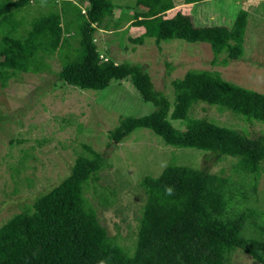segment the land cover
I'll return each mask as SVG.
<instances>
[{
  "label": "trees",
  "instance_id": "16d2710c",
  "mask_svg": "<svg viewBox=\"0 0 264 264\" xmlns=\"http://www.w3.org/2000/svg\"><path fill=\"white\" fill-rule=\"evenodd\" d=\"M78 1L85 2L87 9L79 13L82 20L74 31L64 30L60 7V14L49 13L32 21L18 37L14 13L31 0L0 3V26H8L0 35V85L19 73L47 69L43 59L56 51L62 55L56 79L63 85L99 91L111 81L129 78L141 100L153 110L119 120L108 132L110 142L117 144L135 129H147L166 146L193 148L213 157V164L233 159L229 168L236 180L174 165L155 178L143 177L139 188L144 202L133 246L128 249L108 236L83 197L89 177L102 167L103 160L82 146L89 157L77 155L64 179L0 224V264H229L235 251L264 264V218L247 200L254 193L264 161V133L248 136L244 129L220 126L190 113L198 104L264 125V95L227 83L217 71L189 70L170 82V101L154 89L140 64H118L106 53L100 55L93 37L109 28L113 11L120 9L123 14L110 27L115 31L127 20L131 27L141 28L139 36L127 38L133 45L144 39L155 45L167 40L200 43L208 45L211 65L225 66L243 53L246 12L238 11L228 28L194 27L191 16L180 12L170 18L164 15L176 6L205 0H135L133 6L124 7L114 6L110 0ZM67 25L69 29V23L65 29ZM173 122L178 126H172ZM102 197L106 203L107 195ZM245 223L249 231L257 232L255 237L241 236Z\"/></svg>",
  "mask_w": 264,
  "mask_h": 264
},
{
  "label": "rangeland",
  "instance_id": "374dc122",
  "mask_svg": "<svg viewBox=\"0 0 264 264\" xmlns=\"http://www.w3.org/2000/svg\"><path fill=\"white\" fill-rule=\"evenodd\" d=\"M5 1L10 0H0V3ZM110 2L124 7L133 6L135 0ZM60 7L65 17L62 19L64 30L74 31L82 20L79 13L87 9L85 2L31 0L14 13L13 20L19 24L16 37L24 34L32 21L49 13L60 14ZM177 10L191 16L194 27L227 28L238 11L246 12L241 57L220 66L211 65L210 49L200 43L167 40L155 45L151 39H144L142 44L135 46L127 38L139 35L141 28L134 29L127 20L115 31L110 27L123 14L120 9L113 11L106 31L99 30L94 34L97 51L102 56L106 53L118 64H140L147 71L154 89L170 101V82L180 79L189 70H214L227 83L264 95V0H205ZM173 14L174 11H170L164 16L170 18ZM68 23L69 29L68 25L65 29ZM6 28V24L0 26V35ZM123 47L125 51H122ZM131 47L133 51H129ZM60 54L56 51L43 59L47 69L35 74L19 73L0 85V224L64 179L77 155L89 157L82 146L103 160L102 167L89 177L83 197L108 236L128 249L133 246L144 202L139 188L143 177L155 178L165 167L174 165L201 168L210 174L236 180L229 168L233 159L213 164V157H206L193 148L166 146L147 129H135L117 144L110 142L108 132L119 120L147 115L153 110L152 106L141 100L129 78L111 81L99 91L63 85L56 79L62 63ZM190 111L194 118L210 119L237 131L244 129L248 136L264 133V125L258 122H245L204 105H193ZM172 126L178 124L173 122ZM221 170L223 172L219 174ZM102 195H107L106 203H103ZM247 200L251 207L262 211L260 218H264V161L254 193ZM240 234L248 238L255 237L257 232L249 231L248 223H245ZM229 264L256 263L235 251L230 255Z\"/></svg>",
  "mask_w": 264,
  "mask_h": 264
},
{
  "label": "crops",
  "instance_id": "0c3cea01",
  "mask_svg": "<svg viewBox=\"0 0 264 264\" xmlns=\"http://www.w3.org/2000/svg\"><path fill=\"white\" fill-rule=\"evenodd\" d=\"M181 6H186V5H179V6H176L175 8L169 10L168 12H170V11H174V13H175V12H178L177 9H178L179 7H181ZM166 13H167V12H166ZM180 13H181V12H180ZM181 14H182V13H181ZM133 28H134V27H133ZM134 29H139V28H134ZM142 31H143V30H142ZM141 33H142V32H141ZM141 33H140V34H141ZM140 34H139V35H140ZM139 35H137V36H139ZM137 36H135V37H137Z\"/></svg>",
  "mask_w": 264,
  "mask_h": 264
}]
</instances>
